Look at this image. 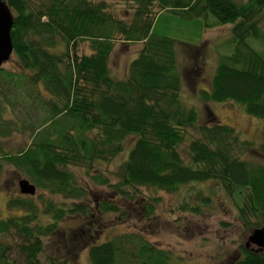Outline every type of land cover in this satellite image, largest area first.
Here are the masks:
<instances>
[{
	"label": "trees",
	"instance_id": "16d2710c",
	"mask_svg": "<svg viewBox=\"0 0 264 264\" xmlns=\"http://www.w3.org/2000/svg\"><path fill=\"white\" fill-rule=\"evenodd\" d=\"M114 1L125 7L129 20L119 18L107 0H3L13 16L10 38L17 69L0 68V112L5 105H21L27 111L43 108L44 116L26 128L0 119V169L1 161L11 165L35 189L63 195L66 202L47 200L38 210L25 198L8 201L9 210L23 214L0 218V235L17 237L21 261L9 260L10 245L0 244V264H70L79 248L87 250L89 264H171L168 252L134 233L97 243L103 229L98 215L128 214L102 200L94 216L84 203L85 189L70 170L88 173L98 162L109 163L122 153L128 138L133 142L114 172L117 182L109 185L107 179L96 177L113 194L133 199L140 188L174 193L180 187L215 182L239 199L238 216L248 231L264 224V132L252 149L232 127L215 122L209 111L208 120L200 124L181 92L185 80L199 77L204 45L183 46L192 61L184 80L177 70V43L151 33L156 15L163 11L185 20L201 19L205 29L229 25L232 51L218 57L209 89L199 90L197 97L203 104L236 103L249 117L264 120V55L249 44V39L264 40V0ZM208 16L210 22L205 21ZM83 41L90 53L79 55L77 45ZM117 42L141 44L119 80L108 68ZM26 99L30 106L22 104ZM21 129L29 132V144L6 154L2 138ZM183 143L185 158L179 150ZM248 150L261 161L242 159ZM141 209L146 219L155 212L151 202H143ZM40 215L49 216L50 222L43 225ZM75 218L90 220L59 230L60 222ZM51 236L61 245L42 258L44 239ZM240 249L239 257L229 263L264 264L263 251L244 245Z\"/></svg>",
	"mask_w": 264,
	"mask_h": 264
},
{
	"label": "rangeland",
	"instance_id": "374dc122",
	"mask_svg": "<svg viewBox=\"0 0 264 264\" xmlns=\"http://www.w3.org/2000/svg\"><path fill=\"white\" fill-rule=\"evenodd\" d=\"M110 8L115 11L119 18L129 20L130 15L125 13L121 4L114 0H107ZM243 2L244 0H236ZM212 18L207 17L205 21L210 22ZM260 28L264 32V18L260 22ZM230 26H218L205 29L201 19L185 20L171 12L163 11L156 15L151 33L158 37L168 38L177 43V70L184 79L185 72L191 66L188 60L189 53L183 46L200 47L204 45L202 51V67L199 77H195L188 82L185 80L181 95L188 106H193L197 111L199 123L208 120L209 111L215 118V122L232 127L239 136L252 144V149H256L262 139L264 132V120L255 119L245 114L241 105L233 102L203 104L197 97L198 91L207 90L215 71L218 57L229 54L232 51L233 43L229 33ZM249 44L257 52L264 55V40L249 39ZM141 44H121L117 42L110 55L108 68L110 75L116 79H123L129 63L135 58L140 50ZM58 50H62L59 48ZM77 54H89L88 43L83 41L77 45ZM186 53V54H185ZM2 69L11 72L16 71L15 57L2 65ZM41 89V86L39 87ZM25 95L31 93L30 90H19ZM42 92V89H41ZM20 98V97H19ZM30 99L24 100L28 106ZM26 106V107H28ZM5 111L0 112V119L7 122H17L23 124L39 123L44 116V109H22L21 105L4 106ZM30 117V118H29ZM21 126V125H20ZM194 133V130H189ZM30 142V135L27 130L12 132L2 138V149L6 154H15L24 149ZM133 140L128 138L124 141L123 151L109 163H96L94 169L86 173L82 169L70 168L75 175L78 185L86 191L84 201L95 214L93 209L100 201H110L118 207L120 212L125 211L127 216L120 213L98 215L102 223V232L96 237V242L113 240L118 236L128 233L144 237L151 245L162 249L171 255V264H231L232 258L240 255L241 246L244 245L250 231H248L239 219L236 204L240 201L236 197L228 196L215 182H205L180 187L174 193H166L158 190L140 188L133 194V199L129 196H117L113 194V189L108 185H101L96 181V177L105 178L109 185L117 182L114 172L126 158V154L132 145ZM183 158L187 156L186 143L179 148ZM242 159L259 162L250 150L241 155ZM0 169V218L17 217L23 214L20 210L8 209L7 203L17 198H25L31 201L38 210H42L47 200L57 203L66 202L63 195H52L46 189H36L35 195L26 197L19 194L18 181L21 179L31 180L23 173L11 165L1 161ZM132 193V190H129ZM201 197H208L209 201L203 203ZM155 200V201H152ZM151 202L155 207V212L150 219L143 217L141 204ZM194 206L199 209L197 213L190 212L183 208L185 205ZM142 213V214H141ZM88 219V218H87ZM86 218H75L64 220L59 223V230L64 232L66 228H77ZM93 219V218H92ZM91 219V220H92ZM39 220L43 225L50 222L49 216L40 215ZM90 220V219H88ZM19 240L15 235H0V244L10 245L7 254L9 260L21 261V256L17 250L16 243ZM60 242L55 237L44 239L42 258L51 256L59 248ZM70 264H89L87 250L79 248Z\"/></svg>",
	"mask_w": 264,
	"mask_h": 264
},
{
	"label": "water",
	"instance_id": "95a60500",
	"mask_svg": "<svg viewBox=\"0 0 264 264\" xmlns=\"http://www.w3.org/2000/svg\"><path fill=\"white\" fill-rule=\"evenodd\" d=\"M12 24L13 16L3 0H0V68L10 59L13 52L10 38ZM17 186L21 195L33 196L35 194V186L25 179L19 180ZM244 246L246 249L251 247L256 251L264 252V224L250 232Z\"/></svg>",
	"mask_w": 264,
	"mask_h": 264
}]
</instances>
